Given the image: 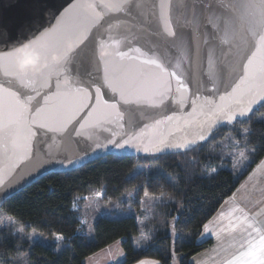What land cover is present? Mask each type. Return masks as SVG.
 Masks as SVG:
<instances>
[{"label": "water", "instance_id": "water-1", "mask_svg": "<svg viewBox=\"0 0 264 264\" xmlns=\"http://www.w3.org/2000/svg\"><path fill=\"white\" fill-rule=\"evenodd\" d=\"M95 0H0V84L5 88L19 92L22 98L33 97L30 107L43 111L33 120L29 143L31 152H18L5 156L0 152V211L3 204L11 197L20 193L42 177L51 173H66L79 169L86 164L109 155L121 156H161L184 153L183 150H167L163 153H145L126 146L124 149L115 147L117 143L128 139L129 135L146 131L154 138L160 135L175 133L177 140L184 136L182 120L164 122L155 128L151 127L165 115H173L184 119L192 112L191 102L196 100L197 106H204L206 98L218 100L219 94L231 91L243 74V64L247 56L255 50L258 37L254 38L248 31L249 25L238 19L240 11L231 15L234 25L228 42L225 39L223 25L212 28L206 22L208 16L200 0H170L172 4L171 19L177 37L184 39L185 48L182 52L170 46L173 39L163 34L153 37L150 33L155 25H145L141 11L148 13L153 3L160 0H142L143 9H133L131 15L109 9L104 6L88 9L77 7L87 5ZM104 4H116L119 0H103ZM159 10L157 9V12ZM220 13L217 12V15ZM103 19H100V17ZM74 18L84 42L73 45L74 51L69 56L55 63L42 62L40 69L26 75H17L9 69L10 58L7 54L18 56L19 66L33 60L38 55L33 42L39 41L45 34L57 28L62 23ZM186 21H193L187 23ZM162 31V27H161ZM259 32V29H256ZM205 40L208 43H205ZM140 49L135 52L134 49ZM132 49L133 51H130ZM118 52L127 53L121 58ZM79 53L77 56L76 54ZM136 56L137 59L128 57ZM110 61V67H124L133 70L125 75L120 71L110 72V75L124 86L133 83L135 70L146 74L158 71L153 65H144V59L159 60L168 72L175 71L186 87H180L175 77L169 78L167 73L163 78L171 85V91L164 97V103H159V97L153 101L140 100L124 104L118 93L108 88L104 83L103 59ZM180 67L177 68V62ZM83 62V63H82ZM31 67V65H29ZM8 70V74L6 73ZM48 80V84L45 80ZM59 83L61 92L69 95L53 97L45 104V95L51 96L57 91ZM100 88L99 103L96 98V88ZM78 88H86L91 99H84L76 94ZM216 92L213 96L212 93ZM39 93V95H37ZM7 97V93H3ZM136 101L135 96L129 97ZM117 104L124 118L116 117L115 111L104 104ZM90 105L81 108V104ZM264 105V101L253 106V111L246 117H238L233 124L218 122L215 130L208 135L204 144L212 135L225 126H233L238 121H244L255 114ZM105 113H111L105 116ZM59 116V121L54 117ZM197 117L199 116L197 112ZM41 124L48 127H40ZM150 127L144 129V125ZM50 128H56L51 131ZM196 129L188 130L189 134Z\"/></svg>", "mask_w": 264, "mask_h": 264}, {"label": "trees", "instance_id": "trees-1", "mask_svg": "<svg viewBox=\"0 0 264 264\" xmlns=\"http://www.w3.org/2000/svg\"><path fill=\"white\" fill-rule=\"evenodd\" d=\"M262 112L264 105L246 120L222 127L207 144L194 151L150 157L109 155L70 172L42 177L9 198L0 213L8 214L26 231H34L51 241L31 245L21 241L10 228H2L0 262L20 251L28 255V264H86L90 256L120 242L125 254L120 264H136L143 259H153L159 264H192L194 255L213 244L212 239L198 241L203 226L264 158V121L255 119ZM244 128L249 130L247 146L255 149V155L250 154L248 169L237 176L227 167L228 161H222L220 155L205 147L230 137L242 140ZM193 160L197 163H191ZM206 165L216 172L209 175L210 168L206 169ZM132 191L137 209L146 198L145 191L148 197L164 199L153 205L160 222L155 219L154 228L147 226L151 240L146 247L140 251L134 247L133 236L138 234L135 216L100 217L90 240L81 202L89 193H97L104 202H111ZM122 207L127 208L128 203ZM56 235L63 239H55Z\"/></svg>", "mask_w": 264, "mask_h": 264}, {"label": "snow or ice", "instance_id": "snow-or-ice-1", "mask_svg": "<svg viewBox=\"0 0 264 264\" xmlns=\"http://www.w3.org/2000/svg\"><path fill=\"white\" fill-rule=\"evenodd\" d=\"M202 8L207 11L208 16L206 22L211 25L212 28H219L223 25V31L225 39L222 43H227V37L230 35L234 20L231 14L240 11L241 15L239 20L246 22L249 25L248 31L250 34L258 39L255 43V50L251 52V55L247 56V63L243 64V74L241 75L239 82L232 87L231 91H224L219 94L218 100L206 98L205 103L208 110L204 111V106H197L196 100L191 102L192 112L189 113V118L184 119L173 115H165L162 119H158L151 127L176 120L178 123L182 120L184 136L177 140L175 133L169 132L167 135H160L154 138L146 131L129 135L128 139L117 143L111 141L115 147L124 149L126 146L136 149V151H143L145 153H163L167 150H183L184 153L188 151H194L198 145V142L206 141L208 135L215 130V126L218 122H227L233 124L237 121L238 117H246L253 111V106L264 101V0H200ZM99 6H104L109 9H115L117 11L125 13V15H131L132 10L143 9L145 7L142 0H119L116 4H104L103 0H95L94 3L87 5L80 4L77 7L95 9ZM172 4L170 0H160L159 4L153 3L145 15L141 11V15L144 16L145 25H155L150 35L153 37H161L166 34L173 39L170 42V46L174 47L177 51L182 52L185 48L184 39L177 37V32L173 28V21L171 19ZM157 9L159 10L157 12ZM217 12L220 14L217 15ZM100 19H103L101 16ZM187 23H193V21H186ZM162 27V31H161ZM256 29L260 31L257 32ZM86 37L82 38V34L79 31L78 26L74 18H70L67 22L62 23L55 29H52L49 33H45L39 41L33 42L36 46L38 55L35 57V61L28 60L24 66H19V57L15 53L7 54L10 58L9 69L14 70L17 75H26L29 71L32 73L37 72L42 62L52 63L53 53H56L55 63L59 64L60 61L65 60L70 53L74 51L73 45L79 46L84 42ZM205 43H208L205 40ZM130 51H133L130 49ZM135 52H139L140 49H134ZM77 56L79 53L76 54ZM121 58L127 56V53L118 52ZM129 59H137L136 56L128 57ZM103 59V57H102ZM83 63V62H82ZM144 65H153L158 71L146 74L140 70H135L133 77V83L124 86L116 79H114L110 72L120 71L125 75L133 72L130 68L124 67H110V61L103 59L104 64V83L110 88L113 93H118L124 104H130L138 102L140 100L153 101L155 97H159V103H152V107H159L164 103V97L167 92L171 91V85L163 78V74L167 73L168 77H175L180 87H186L181 78L176 75L175 71L168 72L167 68L157 59H144L142 61ZM31 65V67H29ZM176 67H180L178 61ZM8 74V70L6 73ZM48 84V80H45ZM57 91L52 93L51 96L45 95L44 100L47 104L48 100L53 97H60L69 95L68 92H61L59 83L56 84ZM7 93V97L3 95ZM76 94L84 99H91V94L86 88H78ZM39 95V93H37ZM213 96L216 95L214 91ZM100 88H96L97 103H99ZM135 96L136 101L131 100L129 97ZM33 97L28 96L22 98L21 93L13 91L9 88H5L3 84H0V152L5 156L8 154H15L18 152L30 153L31 145L29 139L36 133L32 131V124L35 116L43 111L42 108L37 107L34 111L30 107V103ZM104 104L115 111V115L118 119L123 120L124 115L117 107V104H109L108 101H104ZM90 105L81 104L80 107H89ZM199 116L203 119L197 117ZM105 116H110L111 113H105ZM59 121V116L54 117ZM40 127H48V125L41 124ZM150 125L145 124L144 129H148ZM196 129L189 134L188 130ZM51 131H56V128H50ZM245 133L249 130L245 129ZM247 141V136H245ZM239 144V141L235 142ZM251 155H255V149L250 150ZM239 157L247 159L245 152L241 150ZM191 163L195 164L197 161L193 160ZM264 163V162H262ZM206 169L210 168L209 175L216 172L215 168H211L210 165L205 166ZM139 174V173H137ZM2 186V182H0ZM145 197H148V192L145 191ZM163 195V194H161ZM158 199V198H153ZM9 219H12L11 217ZM251 227V225H250ZM205 233L209 232L208 225H204ZM22 231V230H21ZM253 231L257 233L258 243L250 242L248 252L241 253V257L248 255H255L256 250L259 249L261 253H264V231L253 228ZM55 239L62 240L61 235H56ZM241 257L234 258L226 262V264H241ZM139 264H156L155 261L149 262L141 260ZM256 264H264V258H261Z\"/></svg>", "mask_w": 264, "mask_h": 264}, {"label": "rangeland", "instance_id": "rangeland-1", "mask_svg": "<svg viewBox=\"0 0 264 264\" xmlns=\"http://www.w3.org/2000/svg\"><path fill=\"white\" fill-rule=\"evenodd\" d=\"M255 119L258 121H264V112L257 114ZM245 129L247 128H244L242 131V140H236L230 137L217 143H210L205 147L210 148L209 151H211L212 154L220 155L222 161H228L229 163L225 161L226 164L228 163L227 167L235 171L237 176L243 174L252 161L250 157L251 149H249L247 141H245V136L248 134L244 132ZM236 141H239V144H236ZM208 142L204 144H207ZM241 150L245 152L247 159L239 157V152ZM262 162H264V158L247 175L246 179L244 178L245 180L241 187L233 195L234 201H245L246 203V200H249L254 203L261 197H263L264 200V163ZM134 195L135 192L132 191L122 195V197L116 201L104 202L97 193H89L80 204L81 211L86 221L85 228L88 238L90 240L94 238V224L102 216L116 218L135 216L138 223V234L133 236L134 247L138 251L144 249L147 243L151 240L150 230L148 231L147 226L150 225L154 228V226L160 222L156 219L158 217V212L153 205L155 202L157 204L162 203L164 199L162 197H157L158 199H153L155 197H146L144 198L141 207L137 209L133 205L135 201ZM123 203H128V207L123 208ZM9 218L10 216L8 214L3 212L0 213V229L6 227L10 228L15 235L20 237L21 241H28L31 245H34L35 243L46 244L51 241V239L46 236L38 235L34 231H26L19 224L15 223L14 220ZM155 219L157 220V223L153 222ZM151 231L153 233V230ZM19 248H21V246ZM121 261L122 260L120 259H116L113 261V264H119ZM106 263L108 262L102 261V264ZM0 264H28V255L18 251L9 260H2Z\"/></svg>", "mask_w": 264, "mask_h": 264}, {"label": "crops", "instance_id": "crops-1", "mask_svg": "<svg viewBox=\"0 0 264 264\" xmlns=\"http://www.w3.org/2000/svg\"><path fill=\"white\" fill-rule=\"evenodd\" d=\"M245 179L242 180L234 194L239 190ZM233 195L223 202L217 213L206 223L209 228L208 233H205L203 226L198 241L212 239L213 244L208 249L194 255L191 258L192 264H226L229 260L241 257V253L248 252L250 242L258 243V236L253 228L264 231L263 197L257 200L258 203L256 200L254 203L246 200L245 203V201H234ZM261 258H264V253L257 249L254 256L241 257V264H256ZM116 259L122 260L120 263L125 259L120 242L114 243L90 256L86 264H102V261H107L106 264H113ZM143 260L155 261L156 264H159L158 261L153 259ZM139 262L136 264H139Z\"/></svg>", "mask_w": 264, "mask_h": 264}]
</instances>
